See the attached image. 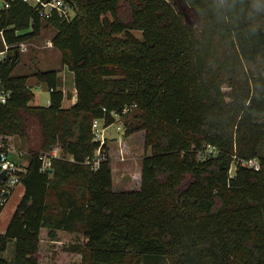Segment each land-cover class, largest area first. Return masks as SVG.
<instances>
[{
  "label": "trees",
  "instance_id": "obj_1",
  "mask_svg": "<svg viewBox=\"0 0 264 264\" xmlns=\"http://www.w3.org/2000/svg\"><path fill=\"white\" fill-rule=\"evenodd\" d=\"M66 1L72 20H42L22 0L0 11V33L15 46L0 62L12 91L0 104V142L30 145L25 193L0 234V253L14 242L13 258L0 264H42V250L58 245L70 264H264V0H187L200 29L172 0ZM47 26L74 74L70 108L57 70L34 74L48 85V107L32 105L30 76H13L16 45ZM116 115L132 116L124 137L142 134L148 152L139 189H114L113 147L124 160L130 145L94 141V120L109 127ZM207 149L216 154L201 158ZM251 159L263 170L243 165Z\"/></svg>",
  "mask_w": 264,
  "mask_h": 264
},
{
  "label": "rangeland",
  "instance_id": "obj_2",
  "mask_svg": "<svg viewBox=\"0 0 264 264\" xmlns=\"http://www.w3.org/2000/svg\"><path fill=\"white\" fill-rule=\"evenodd\" d=\"M173 5L176 10L181 13L185 22L193 27L198 29L200 26V19L196 12V10L190 6L187 0H172ZM127 13H123L125 17ZM56 30L52 26H47L41 33V35L34 40L30 41V47L28 53L22 54V58L19 61L16 69L13 72L14 77L18 76H30L29 78V87L36 94L35 100L32 102L33 106H41L46 107L49 104L50 100V90L48 85L43 82H39L34 74L37 71L50 70L54 69L59 72V83L61 82V89L66 92V96L71 97L75 91V82H74V74L70 72L67 67L62 64L60 52L54 47H47V41L51 40L55 35ZM135 35L141 38L140 32H134ZM2 56L0 55V61ZM63 81V83H62ZM64 106H67V100H65ZM129 115H116L115 123L108 127L106 130V142L107 145H117L119 146L120 142H126L130 145V149L124 150L125 159L117 160L118 151L113 147V169L115 173V189L120 190H132L139 189V182L141 180V169H142V159L146 153L143 145V137L142 134L136 135L133 139H127L124 137L125 133V123L131 118ZM40 133V125L34 124L30 129V136L33 138L39 137ZM14 142H12V146L14 151L9 155L12 160H19V163L23 164L24 162L29 163V147L30 145L27 143L26 139L21 137L12 138ZM121 140V141H120ZM17 144V147L15 145ZM112 145V146H113ZM125 147V146H124ZM18 151V153H17ZM20 153V154H19ZM150 153V152H149ZM23 154V155H22ZM210 154H216V150L207 149L206 152L201 156V158H205V156H209ZM112 155V156H113ZM98 156V153H96ZM20 167V164H18ZM20 168H23L22 166ZM26 166L23 168L25 169ZM234 168V166L232 167ZM120 170H122L120 172ZM124 182L125 185H121L120 183ZM14 254V242H11L8 246V249L4 253H0V257L5 258L7 260H12ZM73 256V255H72ZM66 255L63 250V247L53 246L46 247L41 252V263L49 264L52 260V264H70V261L63 260ZM47 260V261H46ZM73 262H78L75 258ZM141 264H169V260L166 257L155 258V259H144Z\"/></svg>",
  "mask_w": 264,
  "mask_h": 264
},
{
  "label": "built area",
  "instance_id": "obj_3",
  "mask_svg": "<svg viewBox=\"0 0 264 264\" xmlns=\"http://www.w3.org/2000/svg\"><path fill=\"white\" fill-rule=\"evenodd\" d=\"M11 2L15 0H0V11L8 10L11 7ZM24 3L34 7L38 12L42 20H48L54 13L64 17L67 20H72L75 17V12L66 0H22ZM0 37L4 44V51L0 52L2 59L0 62L6 60L7 55L12 52L13 47L6 43L3 33H0ZM31 41V40H30ZM30 41H24L16 45L19 53H28L30 47ZM47 47H53L52 39L47 41ZM12 97V91L6 87L2 78H0V104H6ZM129 111L125 109L124 113ZM105 122L102 119H96L93 122L92 131L94 134V141L98 142L101 146L106 143V130ZM13 152V148L9 143L0 142V173L6 172V180L0 183V203L5 201V198L11 193V191L20 184L21 174L26 170L19 167V165L10 158V154ZM98 156L94 159V166L98 167L101 157V152L98 150ZM52 157H57L56 150H53ZM51 159H47L45 166L41 169L43 172L51 168ZM243 165L251 168L255 171L263 170L261 164L256 159H251L243 162ZM234 166V168H232ZM230 175L233 176L235 172V165H232ZM264 171V170H263Z\"/></svg>",
  "mask_w": 264,
  "mask_h": 264
},
{
  "label": "crops",
  "instance_id": "obj_4",
  "mask_svg": "<svg viewBox=\"0 0 264 264\" xmlns=\"http://www.w3.org/2000/svg\"><path fill=\"white\" fill-rule=\"evenodd\" d=\"M28 82H29V80H28ZM62 83H63V81H62ZM61 87L62 86H60L59 89H61ZM62 91L66 95V92L64 91V89ZM65 100H67V106L66 107L64 106ZM76 101H77V97H76V89H75L74 94L71 97H69V99L66 96V98L64 99V102H63V107L64 108H70L76 103ZM49 103H50V100H49ZM48 106H49V104L46 107H48ZM12 142H14V141L12 139H9L7 142H4V143H9L12 146ZM15 145L17 147L16 143H15ZM12 148H13V146H12ZM13 151H14V148H13ZM17 153H18V151H17ZM14 161L17 164H20V167L22 166L23 168L25 166L27 167V165H28L27 161L24 162L23 164L19 163V160H14ZM120 184L123 186L125 185L124 182H121ZM114 189H115V187H114ZM115 190L119 191L120 189H115ZM120 191H122V190H120ZM24 193H25V188L21 183L18 184L14 188V190H13L12 194L10 195V198L8 199L3 211L0 213V234H4L6 232V229L9 225V222H10L13 214L15 213V210H16L17 206L19 205Z\"/></svg>",
  "mask_w": 264,
  "mask_h": 264
},
{
  "label": "water",
  "instance_id": "obj_5",
  "mask_svg": "<svg viewBox=\"0 0 264 264\" xmlns=\"http://www.w3.org/2000/svg\"><path fill=\"white\" fill-rule=\"evenodd\" d=\"M6 180V172L0 173V183Z\"/></svg>",
  "mask_w": 264,
  "mask_h": 264
}]
</instances>
